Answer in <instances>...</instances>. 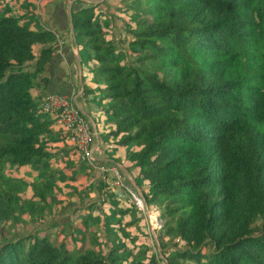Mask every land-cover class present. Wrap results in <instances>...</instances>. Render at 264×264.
Returning a JSON list of instances; mask_svg holds the SVG:
<instances>
[{
	"label": "trees",
	"instance_id": "16d2710c",
	"mask_svg": "<svg viewBox=\"0 0 264 264\" xmlns=\"http://www.w3.org/2000/svg\"><path fill=\"white\" fill-rule=\"evenodd\" d=\"M119 2L72 7L83 96L129 148L148 208L160 212L164 259L138 226L146 211L127 188L115 191L114 172L87 179L94 164L67 162L71 137L32 92H54L44 73L59 34L0 13V264H264V0ZM116 17L127 46L117 45ZM62 139L68 147L53 151ZM60 174L76 185L67 198L53 191ZM80 188L97 197L78 220L53 223L54 235L11 236Z\"/></svg>",
	"mask_w": 264,
	"mask_h": 264
},
{
	"label": "rangeland",
	"instance_id": "374dc122",
	"mask_svg": "<svg viewBox=\"0 0 264 264\" xmlns=\"http://www.w3.org/2000/svg\"><path fill=\"white\" fill-rule=\"evenodd\" d=\"M41 0H0V13L2 17H10V16H18L22 18V26L26 29H31V30H39L41 28V20L40 16L37 15L36 9L39 7ZM116 27L118 31L117 38V45L120 46H127V41L131 38V36L128 34L125 28V21L122 20L121 18L116 17ZM123 35V36H122ZM122 36V37H120ZM126 36V37H125ZM125 37V38H124ZM125 39V40H123ZM84 55V82L85 84L92 85V74H90L89 66L85 63L86 61V55ZM132 59V58H131ZM32 66V65H30ZM30 66L28 69H31ZM61 93V92H60ZM65 94V93H63ZM83 94V93H82ZM74 99L73 96H70ZM44 98V96H43ZM42 100L40 101V105L42 104ZM94 100V98H92ZM42 115H44V112H42ZM92 117L95 123V126L93 125L94 130L99 133L100 138L104 140V146L106 150V154L109 155L110 158L117 159V161L123 163L124 165H128L130 170L136 169L135 162L129 158L128 156V150L129 148H119L117 145L114 143V139L108 136V132L111 129L110 123L107 121L105 115L103 112L99 109L97 111L92 112ZM61 130L58 128V132ZM66 131H64L65 133ZM66 138V137H64ZM98 143L97 140L95 141V144ZM60 147L55 145L53 147V151H57L58 153L62 152L61 147H68L66 143H61L59 144ZM97 145V144H96ZM99 147V145H98ZM100 156V153L98 154ZM80 159V160H79ZM75 160H77L75 162ZM80 161H86L84 160L81 152L76 148H72V153L67 157V162L69 163H78ZM97 161V160H95ZM87 162V161H86ZM98 163V162H97ZM64 162H59L55 168H64ZM91 164V163H90ZM94 167H91L89 172H88V178L87 179H92L96 180L98 176L102 172V167L106 168V171H110L113 169L115 170L114 167H108L104 164L98 163L97 165L94 164ZM30 170V169H29ZM31 171V170H30ZM84 172L86 170H83ZM80 172V171H79ZM114 172V171H113ZM17 175L21 176L22 173L21 171H17ZM64 175L60 174V178L58 180H53L52 185H53V191L55 194L60 193L61 196L64 198H67V192L69 190L73 189L75 190V184H72L71 182H67L63 180ZM137 180L139 186H142L145 184V181L141 178L138 177L137 175ZM28 181L33 180L32 175H27ZM76 192V191H75ZM97 194L96 189H89V188H80L76 193H72L71 197L72 200H70L69 203L66 204L64 208H54L53 211L49 212L47 211L45 213V216L43 218L38 219L34 222H31L28 225H21L17 230L12 229L11 231V236H16L17 234H27L29 232H40L42 234H49V235H54V233L57 232L58 228L57 227H50L53 223L57 221L61 222H68V221H73V220H78L79 218V211L78 208L81 205H87L90 201H94ZM84 197V198H82ZM114 203V201H113ZM114 205V204H113ZM128 205V204H127ZM124 203L122 204L123 207L127 206ZM149 209V208H148ZM150 210V209H149ZM159 211L156 210H150L149 213H147L148 217V224L146 225L143 220L139 222L138 226L140 227V230L144 233L147 229L148 232L147 234L150 235L151 237H154V233H156V230L160 228L161 226L159 225L160 218H159ZM144 217V216H143ZM157 218V219H156ZM157 220V221H156ZM147 222V221H146ZM147 227V229H146ZM134 231V230H133ZM133 234V233H132ZM1 239V235H0ZM155 239V238H154ZM156 242V239H155ZM153 243V242H152ZM157 244V243H156ZM181 246H184V242L181 243ZM155 249L158 251L159 256L163 257L161 251V247L156 245Z\"/></svg>",
	"mask_w": 264,
	"mask_h": 264
},
{
	"label": "crops",
	"instance_id": "0c3cea01",
	"mask_svg": "<svg viewBox=\"0 0 264 264\" xmlns=\"http://www.w3.org/2000/svg\"><path fill=\"white\" fill-rule=\"evenodd\" d=\"M99 3L106 1V4H109L112 8L120 6L119 0H97ZM88 0H41L39 7L36 9L37 15L40 16L41 28L39 30H53L57 32L58 38L63 39V44H61L60 49L56 52L51 62L47 65L45 69L44 76L50 78V85L48 87L49 91L63 92L67 95L73 96L76 103L79 105L82 112L86 117L92 122L95 126L92 112L99 110L95 102L92 100V95L86 99L83 96V68L82 61L79 66L77 62V56L80 55L74 36L72 33V25L70 18V11H72L73 6H81L84 3H87ZM101 9H105V5L101 4ZM41 45H36V51L39 52ZM81 58V56H80ZM44 84L41 86H36L33 88V94L41 96L42 100L45 93ZM56 128V126H54ZM56 133L58 128L55 129ZM97 132V131H96ZM97 140L99 147L95 151V157L97 162L104 164L108 167H119L127 179L133 184L134 188L138 191L139 194H143L142 188L137 183L136 170L128 169V165L117 161V159L110 158L107 155L104 140L100 138L99 133L97 132ZM60 143H64V140ZM100 153V156L98 155ZM103 175V173L101 172ZM138 187V188H137ZM116 192H119V189L114 187ZM122 196L124 194L120 193ZM144 195V194H143Z\"/></svg>",
	"mask_w": 264,
	"mask_h": 264
},
{
	"label": "built area",
	"instance_id": "2783aa9c",
	"mask_svg": "<svg viewBox=\"0 0 264 264\" xmlns=\"http://www.w3.org/2000/svg\"><path fill=\"white\" fill-rule=\"evenodd\" d=\"M58 39L60 45L63 44V39H60V37ZM41 107L46 113L55 116L58 124L69 133L73 145L81 152L83 158L88 160L89 163L97 165L95 151H97L99 143H96V145L95 141L98 134L96 129L94 130L92 122L82 112L76 101L67 94L50 92L44 95ZM114 168L115 170L113 169V171L116 177L114 187L118 188V186H122L127 188L137 205L147 212L138 191L126 184L119 167L115 166ZM106 172V168L102 167V173ZM159 225L161 226V221Z\"/></svg>",
	"mask_w": 264,
	"mask_h": 264
},
{
	"label": "water",
	"instance_id": "95a60500",
	"mask_svg": "<svg viewBox=\"0 0 264 264\" xmlns=\"http://www.w3.org/2000/svg\"><path fill=\"white\" fill-rule=\"evenodd\" d=\"M97 3H99V1L97 0H88L87 3H84L82 5L83 8H89V7H94ZM70 18H71V25H72V33H73V14H72V11H70ZM77 62L79 64V66L81 65V58H80V55L77 56ZM138 188V187H137ZM140 196L142 197V201L144 202V206L146 207L147 209V213L150 212V210L148 209V205H147V202H146V199L144 197V195L141 193ZM160 214V213H159ZM154 238L156 239V243L159 245V242H158V239H157V235L156 233H154Z\"/></svg>",
	"mask_w": 264,
	"mask_h": 264
}]
</instances>
